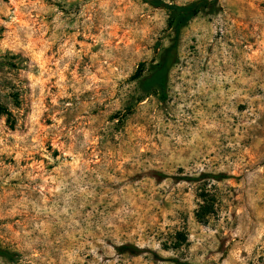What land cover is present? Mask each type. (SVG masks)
<instances>
[{"label":"rangeland","instance_id":"1","mask_svg":"<svg viewBox=\"0 0 264 264\" xmlns=\"http://www.w3.org/2000/svg\"><path fill=\"white\" fill-rule=\"evenodd\" d=\"M168 18L0 0V264H264V0L193 19L161 100Z\"/></svg>","mask_w":264,"mask_h":264},{"label":"trees","instance_id":"2","mask_svg":"<svg viewBox=\"0 0 264 264\" xmlns=\"http://www.w3.org/2000/svg\"><path fill=\"white\" fill-rule=\"evenodd\" d=\"M144 4L149 5L154 9L164 10L168 13V33L175 36V42L166 49L161 59L153 66L152 73L149 77L145 78L141 82V88L144 92H156L159 94L161 100L167 98V86L168 76L171 69L178 63V51L177 40L180 37L184 28L189 23L202 14L205 10L210 8H216L219 0H198L186 5H178L168 3L165 0H141ZM145 72V63H141L136 70L133 77L134 80H140ZM217 180L222 181L227 179L225 175L216 177ZM202 210L196 214L197 219L200 222L206 220L211 211L206 207H202ZM0 256H4L8 259L12 258V255L6 251L0 250Z\"/></svg>","mask_w":264,"mask_h":264}]
</instances>
